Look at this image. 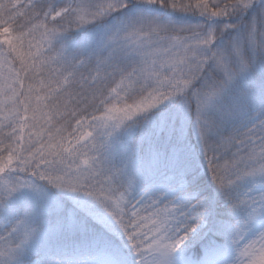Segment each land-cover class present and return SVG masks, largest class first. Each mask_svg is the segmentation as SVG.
Instances as JSON below:
<instances>
[{"label": "snow or ice", "instance_id": "obj_1", "mask_svg": "<svg viewBox=\"0 0 264 264\" xmlns=\"http://www.w3.org/2000/svg\"><path fill=\"white\" fill-rule=\"evenodd\" d=\"M0 264H264V0H0Z\"/></svg>", "mask_w": 264, "mask_h": 264}]
</instances>
